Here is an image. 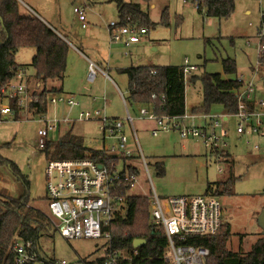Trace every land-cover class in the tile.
<instances>
[{
  "label": "rangeland",
  "instance_id": "374dc122",
  "mask_svg": "<svg viewBox=\"0 0 264 264\" xmlns=\"http://www.w3.org/2000/svg\"><path fill=\"white\" fill-rule=\"evenodd\" d=\"M124 1L139 3L142 10L148 14L149 20L155 23L153 28H147L148 33L141 39L138 48L131 46L125 49L121 44H111V49L108 48L110 42L107 25L119 21L115 0H16L21 14L37 17L46 25L65 34L68 32V39L73 44L71 34L84 39L82 37L86 33L73 13L74 6L82 5L86 12L87 26L101 48L99 59H94L86 53L87 57L101 62V70L108 76L106 78L98 73L95 80L89 82L88 70L86 75L81 76L75 66V75L64 79L63 88H74L72 94L75 95L78 106L69 109L68 106H53L48 103L47 112L43 117L63 120L68 116L71 122H60L56 129L49 131L46 141L54 145L68 134L74 140H80L82 146L87 149L98 150L103 145L109 146L112 141L103 142L98 120L93 118L79 121L78 114L82 111L100 110L101 114L105 112L108 118L122 120L126 116L127 108L134 119V129L144 159L139 158L137 147L132 144L131 138L128 147L133 151V159L125 163L136 168L138 174L132 189L128 191V196L150 197L153 191L160 198L203 195L206 194L209 184L223 183L232 178L234 182L230 195H207L220 200L223 219L231 226L227 249L248 253L255 241L262 236V230L257 223L259 214L264 210L262 150H255L253 141L248 145L246 137L235 136L236 123L233 119L230 120V135L226 138L227 146L224 152L212 151L197 139H182L175 131L152 136L150 129L143 124L145 121L136 119L139 108L127 104L125 108L119 91L126 99L127 77L118 70L136 65L182 66L187 60L189 64L197 67L194 72L197 77L204 73H221L228 79L240 76L243 79H252L256 89L264 96L263 80L251 71L257 61L259 44L256 35L263 22L264 0H236L233 13L221 19L207 17L194 10L190 2L183 5L180 0H150L148 4H144L142 0ZM165 7L167 23L164 24L161 14ZM59 20L63 28L57 25ZM34 54V49H23L16 56V61L24 66L28 76L31 75L28 80L30 90L37 81L34 78V70L29 66ZM225 59L235 62V74L223 75L222 60ZM68 61L73 70V58ZM41 91L42 85L35 95L38 97ZM64 93L69 94L67 91ZM201 104L200 81L192 82L188 79L185 82L186 113L190 114L193 108ZM221 111L220 105H214L210 109L211 114ZM40 118L41 115H33L27 105L23 107L19 120H14L13 116L0 119V199H15L24 195L26 181L28 206L49 215L45 169L47 162L56 157H53L51 149H39L37 132L45 127ZM129 131L127 123L126 134H129ZM133 138L135 140V137ZM4 160L18 167L22 179L13 176ZM156 163L163 165V174L157 170ZM48 233L51 237L41 242L38 255L58 261L64 260L68 264H84V260L100 259L108 247L104 238L67 240L54 229Z\"/></svg>",
  "mask_w": 264,
  "mask_h": 264
},
{
  "label": "built area",
  "instance_id": "2783aa9c",
  "mask_svg": "<svg viewBox=\"0 0 264 264\" xmlns=\"http://www.w3.org/2000/svg\"><path fill=\"white\" fill-rule=\"evenodd\" d=\"M209 0H180L186 5L190 2L197 12L205 15L208 10ZM74 14L86 28V12L81 6L73 8ZM125 25L119 22H110L107 25L109 42L121 44L125 49L139 43L147 35V28L139 27L130 23L129 18ZM258 49L257 61L252 68V73L264 81V62L262 54L264 44V17L262 26L257 32ZM247 44H249L247 42ZM250 45V44H249ZM88 81L93 82L98 73L108 78L105 71L96 64L89 62ZM197 70L187 60L182 66L184 81L186 82ZM154 73V72H153ZM28 72L25 68L19 69L15 78L5 88L0 90V119L15 115L9 101L17 99L18 107H29L31 102H37L35 93L41 89V83L36 81L29 89ZM240 88L234 91L237 109L234 113L220 114H184L180 117L159 116L155 113L154 105L150 109L140 107L139 117L152 121L155 127L150 130L151 135L156 137L160 133L175 131L182 139H197L205 147L215 152H224L227 146L226 138L230 135V120L235 121L234 134L238 138L254 136L260 139V143H253L255 150H262L264 155V98H256L255 81L236 77ZM122 97V95H121ZM157 95L152 94L151 99ZM160 99L164 101L162 95ZM123 103L126 102L122 97ZM105 101V98H104ZM53 106L58 104L68 106L69 109L78 106V102L71 95L55 94L48 99ZM41 115L40 122L45 127L39 129L37 135L39 149H45L49 131L56 129L60 122L70 123L65 117L47 119ZM96 118L99 122V130L103 135V142L111 140L109 146H102L106 155V161H94L88 158L56 159L51 158L45 169V190L48 200V218L61 237L67 240L104 238L108 247L101 258L102 264H121L122 261L130 260L123 252H113L110 249L112 239L111 226L117 219L127 215L128 191L133 187L138 170L128 163L133 159V151L128 147V135L125 132V124L128 123L132 137H135L134 145L142 160V153L136 137L133 121L126 108L124 119H111L97 111H82L78 114L79 121H88ZM200 120L201 124H196ZM127 122V123H126ZM189 123V124H188ZM134 139V138H133ZM250 145V142H246ZM146 167V166H145ZM221 172V169H219ZM149 198V214L151 224L161 229L167 238V247L163 260L167 264H206L209 249L193 244H185L190 238L211 237L219 233L224 223L223 208L220 200L215 196L203 194L196 196H173L160 198L154 191ZM136 249V248H134ZM15 264H26L33 261L36 254L32 251L30 242L18 241L13 246ZM133 256L137 251H133ZM55 264H68L64 260H56Z\"/></svg>",
  "mask_w": 264,
  "mask_h": 264
},
{
  "label": "trees",
  "instance_id": "16d2710c",
  "mask_svg": "<svg viewBox=\"0 0 264 264\" xmlns=\"http://www.w3.org/2000/svg\"><path fill=\"white\" fill-rule=\"evenodd\" d=\"M149 3L150 0H142ZM236 0L207 1V17L227 18L235 8ZM119 25L130 23L139 27H154L148 15L141 10L139 4L115 0ZM161 21L167 23L166 10L161 15ZM264 44V37L261 40ZM23 49H34L29 66L34 70V78L42 84V91L37 102H31L30 112L42 115L47 112L48 99L52 94H62L63 81L66 74L68 43L40 19L20 13L16 0H0V90L11 82L19 69L24 66L16 61L17 53ZM264 62V52L262 54ZM223 74L236 73L233 60H222ZM119 73L127 77L128 95L125 99L131 107L154 105L155 113L159 116L180 117L185 114V81L182 66H138L119 69ZM154 72V73H153ZM199 80L202 86V104L191 110L193 114L209 113L214 105H220L227 113H234L237 103L234 91L240 88L235 79H223L220 73L207 74L190 78L194 82ZM156 94V99L151 95ZM164 96L162 101L160 96ZM9 104L15 110L14 120L22 117L23 109L18 107L17 99H11ZM46 150H52L56 159L88 158L94 161L105 159V153L98 149L92 150L82 146L80 140L66 134L61 142L51 145L47 142ZM225 155L226 153H221ZM227 155V154H226ZM13 176L22 179L18 167L4 160ZM156 168L163 174V165L156 163ZM234 179L229 178L223 183L209 184L206 194L230 195ZM25 183L24 195L15 199H0V264H15L13 246L16 242H30L36 256L26 264H55L54 258L41 257L38 250L42 241L49 239V231L54 229L48 216L37 209L28 206L27 189ZM222 186L221 188H219ZM127 215L119 218L111 226L112 239L110 249L121 251L130 260L121 264H167L163 255L167 247V238L161 229L155 228L150 221L148 197L128 196ZM231 237V226L224 223L219 233L211 237L190 238L185 244L204 246L209 249L206 264H264V236H261L251 246L248 253L233 252L226 245ZM145 239L147 242L136 249L133 241ZM137 255L133 256V251ZM102 259L95 261L84 260V264H102Z\"/></svg>",
  "mask_w": 264,
  "mask_h": 264
},
{
  "label": "crops",
  "instance_id": "0c3cea01",
  "mask_svg": "<svg viewBox=\"0 0 264 264\" xmlns=\"http://www.w3.org/2000/svg\"><path fill=\"white\" fill-rule=\"evenodd\" d=\"M124 1V0H123ZM124 2H126V1H124ZM127 3H129V2H127ZM131 3V2H130ZM135 4H139V3H135ZM145 4V3H144ZM146 4H148V3H146ZM140 5V4H139ZM77 6H81L82 7V5H77ZM77 6H74V7H77ZM73 7V8H74ZM140 7H141V5H140ZM84 8V7H83ZM85 9V8H84ZM116 10H117V14L119 15V13H118V9H117V6H116ZM141 10H142V8H141ZM164 10H166V13H167V7H165L164 9H163V11ZM143 11V10H142ZM163 11H162V13H163ZM74 13V12H73ZM148 15V14H147ZM162 15V14H161ZM119 17V16H118ZM57 23V25L59 26V27H61V28H63V26H62V23L60 22V20L58 21V22H56ZM80 23V22H79ZM86 24H87V17H86ZM53 31H55L61 38H63L67 43H68V45H69V48H70V50H69V54H68V57H67V66H66V74H65V78L67 77V76H74L75 75V66L77 67V69L79 70V72L78 73H80L81 74V76H83V75H86V71L88 70V67H87V65H88V63L89 62H92V63H94V64H96L100 69H103L102 68V64H101V62H99L98 60H91L92 58H88L87 57V54L86 53H88V54H90V55H92V57H94V59H99V57H100V50H101V48H100V44H99V42L97 41V40H94V36L92 35V32L90 31V28H88V26L86 25V28H82V26H81V23H80V26H81V29L82 30H84L86 33H85V35L82 37V38H84V39H81L80 37H78V36H74V35H72L71 33V36H72V39H73V42H74V44L68 39V36H67V34L69 35V33L67 32V34H65V33H63V32H60V31H58V30H55L52 26H50V25H48ZM89 30V31H88ZM89 38L91 39V41H89ZM141 42V41H140ZM140 42L139 43H137V44H135V45H133V47H135V48H138L137 46H138V44H140ZM109 47L108 48H110L111 47V43H109V45H108ZM111 49V48H110ZM70 58H73V64H74V62H75V64L73 65V70H72V67H71V65H70V63H69V59ZM138 66H152V65H136V66H131V67H138ZM176 66H178V65H176ZM183 66V65H182ZM70 68H71V70H70ZM104 71V70H103ZM221 74V73H220ZM224 75V74H223ZM31 76V75H30ZM192 76H194V73H193V75ZM191 76V77H192ZM224 76H227V75H224ZM31 78V77H30ZM70 78V77H69ZM222 78L223 79H228V78H225V77H223L222 76ZM190 79V78H189ZM262 81V80H261ZM263 83H264V81H263ZM64 87V86H63ZM73 89L74 88H68V87H66V88H63V92H62V94L64 93V91H67V92H69V94H66V93H64L65 95H71V96H73V97H75V95L74 94H72V91H73ZM71 91V92H70ZM119 94H120V96L122 95V97L124 98V96H123V94L119 91ZM264 98V96L262 95V92H260L259 90H257L256 91V98ZM124 100H125V98H124ZM140 107H145V106H138V108H140ZM186 107V106H185ZM148 109H150V106H148L147 107ZM221 108H222V111L221 112H219V113H217V114H220V113H224L225 111H224V108L221 106ZM186 110V109H185ZM104 111V110H103ZM185 113H186V111H185ZM210 113V112H209ZM104 114H105V112H104ZM187 114V113H186ZM190 114H193L192 112L190 113ZM190 114H188V115H190ZM196 114V113H195ZM203 114V113H202ZM136 119H139L140 121H145L143 124H144V126L145 127H147V128H149L150 130L151 129H153L154 127H155V124L152 122V121H148V120H145V119H141L140 117H139V114H138V116L136 117ZM196 122H198L197 124H201L200 123V120H197ZM133 124H134V121H133ZM136 131V130H135ZM128 135V141H130V139L132 138V141L134 140L133 139V137H132V134H131V132L129 131V134H127ZM244 138V137H243ZM247 138V140L246 141H253V143H259V142H257V140L259 141L260 139L259 138H257V137H254V136H248V137H246ZM133 143H134V141H133ZM132 143V144H133Z\"/></svg>",
  "mask_w": 264,
  "mask_h": 264
},
{
  "label": "water",
  "instance_id": "95a60500",
  "mask_svg": "<svg viewBox=\"0 0 264 264\" xmlns=\"http://www.w3.org/2000/svg\"><path fill=\"white\" fill-rule=\"evenodd\" d=\"M257 223H258V226L262 230V236H264V210L259 214L257 218ZM146 242L147 241L145 239H136L133 241L132 245H133V248H138V247L143 246Z\"/></svg>",
  "mask_w": 264,
  "mask_h": 264
}]
</instances>
